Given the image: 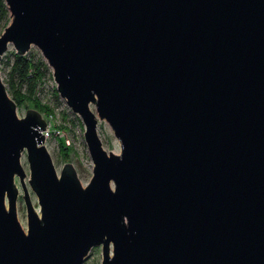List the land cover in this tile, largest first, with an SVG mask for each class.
<instances>
[{"label": "water", "instance_id": "95a60500", "mask_svg": "<svg viewBox=\"0 0 264 264\" xmlns=\"http://www.w3.org/2000/svg\"><path fill=\"white\" fill-rule=\"evenodd\" d=\"M5 2L0 57L38 45L93 166L57 173L46 119L0 74V264H81L98 243L101 264H264V0Z\"/></svg>", "mask_w": 264, "mask_h": 264}, {"label": "rangeland", "instance_id": "374dc122", "mask_svg": "<svg viewBox=\"0 0 264 264\" xmlns=\"http://www.w3.org/2000/svg\"><path fill=\"white\" fill-rule=\"evenodd\" d=\"M1 30L2 27H0ZM13 49H15L14 44L11 41L8 42L6 49L0 57V74L9 94L10 65L13 59ZM23 53L35 61H42L43 69L41 77L36 80L34 85L31 86L27 80L21 81V90L28 93L32 89L34 96L24 97L20 102H16L17 114L19 116L23 115L26 112V108H34L41 113L46 119L49 128V133L44 138V144L49 150L57 173H59L64 162L70 161L76 169L80 182L84 185L92 174L93 162L83 136V121L78 113L67 104L64 96L57 90L56 80L52 75V66L48 63L38 45L31 42ZM36 102H39L43 106L38 105ZM90 106L95 110L93 102L90 103ZM97 118V132L101 138L102 145L107 150L120 152L121 141L110 123L103 117ZM20 160L26 172L23 181L28 189L35 210L40 213L37 195L28 181L29 165L25 149L21 151ZM14 181L18 188L15 210L19 222L26 229V205L21 181L17 174L14 175ZM101 257V243L93 244L84 256L81 264H101Z\"/></svg>", "mask_w": 264, "mask_h": 264}, {"label": "trees", "instance_id": "16d2710c", "mask_svg": "<svg viewBox=\"0 0 264 264\" xmlns=\"http://www.w3.org/2000/svg\"><path fill=\"white\" fill-rule=\"evenodd\" d=\"M11 15L5 0H0V27H4ZM13 59L10 65L9 90L11 96L18 103L24 97H33V90L28 93L20 88L22 80H27L32 86L42 75V61H35L24 53L12 50ZM33 88V87H32ZM38 105L43 106L39 102Z\"/></svg>", "mask_w": 264, "mask_h": 264}, {"label": "built area", "instance_id": "2783aa9c", "mask_svg": "<svg viewBox=\"0 0 264 264\" xmlns=\"http://www.w3.org/2000/svg\"><path fill=\"white\" fill-rule=\"evenodd\" d=\"M42 132H43V134H44V137L48 135V133H49V128H48L47 124H46V127H45L44 129H42Z\"/></svg>", "mask_w": 264, "mask_h": 264}]
</instances>
